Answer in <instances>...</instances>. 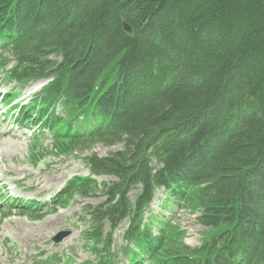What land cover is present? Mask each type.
<instances>
[{
  "label": "trees",
  "instance_id": "1",
  "mask_svg": "<svg viewBox=\"0 0 264 264\" xmlns=\"http://www.w3.org/2000/svg\"><path fill=\"white\" fill-rule=\"evenodd\" d=\"M11 59L23 86L50 79L21 115L58 155L122 144L87 159L115 182L71 179L55 205L100 191L92 223L129 221L132 264H264V0H0ZM161 189L163 211L198 214L201 246L146 216Z\"/></svg>",
  "mask_w": 264,
  "mask_h": 264
},
{
  "label": "rangeland",
  "instance_id": "2",
  "mask_svg": "<svg viewBox=\"0 0 264 264\" xmlns=\"http://www.w3.org/2000/svg\"><path fill=\"white\" fill-rule=\"evenodd\" d=\"M12 64L10 62L7 69H10ZM40 83L45 85L47 81ZM3 87H13L16 94L5 98L4 104L0 102V264H36L54 255L59 257L54 258L52 264H60L68 257L73 258L71 264H81L85 260L91 262L95 258L85 237V231L90 229L91 222L84 212L92 211L106 200L100 191L84 197L76 196L67 207L54 211H51L50 202L37 209L35 216L30 213L25 215L15 209L6 219L3 217L8 213V206L20 203L10 204L1 196L8 193L14 199L51 200L71 177H93L99 184L113 183L116 178L111 175L92 176L87 159L93 154L107 157L121 149L122 144H98L86 149L88 151L83 150L69 157L58 155L52 147L51 135L48 132L43 136L39 127L24 123L26 120L21 126L11 120V117H19L20 108L29 103L32 88L23 90L0 69V91ZM35 138L40 144L35 143ZM212 144L209 142L208 146ZM137 192L138 190L134 189L131 197L134 198ZM163 200L161 189L157 191L151 203V213L161 212L166 220L180 223L187 230L186 242L199 246L205 227L198 222V214H192L176 204L162 212ZM128 227L129 223L125 221L120 228L112 232L109 227L97 228V236L101 240L100 258L105 264H130L123 254L127 249L125 233ZM61 233L65 235L59 236ZM152 233L156 235L158 230L155 229ZM56 237L60 239L59 242H56ZM144 262L148 264L146 258Z\"/></svg>",
  "mask_w": 264,
  "mask_h": 264
},
{
  "label": "water",
  "instance_id": "3",
  "mask_svg": "<svg viewBox=\"0 0 264 264\" xmlns=\"http://www.w3.org/2000/svg\"><path fill=\"white\" fill-rule=\"evenodd\" d=\"M124 28L128 32H131L132 31V29L129 27V25L127 23H124Z\"/></svg>",
  "mask_w": 264,
  "mask_h": 264
},
{
  "label": "bare ground",
  "instance_id": "4",
  "mask_svg": "<svg viewBox=\"0 0 264 264\" xmlns=\"http://www.w3.org/2000/svg\"><path fill=\"white\" fill-rule=\"evenodd\" d=\"M47 81V83L45 85H43L44 87L48 85V83L50 82V80H44ZM39 82H43V81H39ZM1 151V150H0ZM3 172V171H2ZM31 232V231H30ZM8 261V260H7ZM1 263V262H0ZM19 264V263H18Z\"/></svg>",
  "mask_w": 264,
  "mask_h": 264
}]
</instances>
